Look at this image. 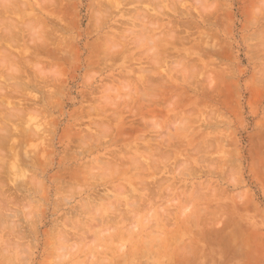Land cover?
Here are the masks:
<instances>
[{
  "label": "rangeland",
  "instance_id": "374dc122",
  "mask_svg": "<svg viewBox=\"0 0 264 264\" xmlns=\"http://www.w3.org/2000/svg\"><path fill=\"white\" fill-rule=\"evenodd\" d=\"M13 1L0 264H264V0Z\"/></svg>",
  "mask_w": 264,
  "mask_h": 264
},
{
  "label": "bare ground",
  "instance_id": "6f19581e",
  "mask_svg": "<svg viewBox=\"0 0 264 264\" xmlns=\"http://www.w3.org/2000/svg\"><path fill=\"white\" fill-rule=\"evenodd\" d=\"M1 1H2V0H1ZM10 1H11V0H10ZM50 1H51V0H49L48 2L50 3ZM67 1H68V0H67ZM67 1H66V2H67ZM103 1H104V0H103ZM105 1H106V0H105ZM121 1H122V0H121ZM127 1H128V0H127ZM182 1H184V0H182ZM194 1H195V0H194ZM196 1H198V0H196ZM196 1H195V2H196ZM199 1H200V0H199ZM205 1H206V0H205ZM5 2H6V1H5ZM13 2H18V1L15 0V1H13ZM20 2H21V1H20ZM23 2H24V1H23ZM68 2H69V1H68ZM214 2H215V1H214ZM0 3H2V2H0ZM6 3H8V1H7ZM43 3H44V2H43ZM57 3H58V2H57ZM69 3H70V2H69ZM198 3H199V2H198ZM201 3H202V2H201ZM2 4H3V3H2ZM23 4H24V3H22V4L20 3V5H22V6H23ZM51 4H53V3H51ZM66 4H67V3H66ZM202 4H203V3H202ZM15 5H16V4H15ZM25 5H26V4H25ZM25 5H24V7H25ZM99 5H100V4H99ZM105 5H107V4L105 3ZM185 5H186V4H185ZM203 5H204V4H203ZM219 5H221V3H220ZM219 5H216V6L219 7ZM2 6H5V7H6L7 5H2ZM47 6H48V5H47ZM47 6H46V8H47ZM70 6H71V4H70ZM101 6H103L102 3H101ZM101 6H100V7H101ZM107 6H108V5H107ZM182 6H183V5H182ZM7 7H8V6H7ZM7 7H6V8H7ZM10 7H11V6H10ZM40 7H41V6H40ZM58 7H59V6H58ZM58 7H57V8H58ZM66 7H67V6H66ZM71 7H72V6H71ZM133 7H134V6H133ZM218 7H217V8H218ZM15 8H16V7H15ZM42 8H43V7H42ZM50 8H51V6H50ZM53 8H54V7H53ZM69 8H70V7H69ZM69 8H68V9H69ZM102 8H103V7H102ZM105 8H106V7H105ZM108 8H109V6H108ZM136 8H137V7H136ZM196 8H197V7H196ZM198 8H199V7H198ZM1 9H2V8H1ZM3 9H4V7H3ZM23 9H24V8H23ZM43 9H44V8H43ZM72 9H73V7H72ZM109 9H110V8H109ZM125 9H126V8H125ZM175 9H177V8H175ZM70 10H71V8H70ZM117 10H118V9H117ZM147 10H148V9H147ZM155 10H157V9H155ZM197 10H199V9H197ZM200 10H201V9H200ZM200 10H199V12H200ZM5 11H6V10H5ZM7 11H8V10H7ZM7 11H6V12H7ZM105 11H106V9H105ZM108 11H109V10H108ZM119 11H120V10H119ZM148 11H149V10H148ZM174 11H177V10H174ZM201 11H202V10H201ZM0 12H1V10H0ZM9 12H10V10H9ZM13 12H14V11H13ZM43 12H44V11H43ZM103 12H104V10H103ZM177 12H178V11H177ZM197 12H198V11H197ZM45 13H46V12H45ZM58 13H59V12H58ZM159 13H160V12H159ZM181 13H184V12H181ZM2 14H3V13H2ZM8 14H9V13H8ZM47 14H48V13H47ZM47 14H46V15H47ZM72 14H73V13H72ZM177 14H178V13H177ZM179 14H180V13H179ZM196 14H197V13H196ZM4 15H5V14H4ZM73 15H75V13H74ZM90 15H91V14H90ZM180 15H181V14H180ZM186 15H187V14H186ZM189 15H190V14H189ZM198 15H199V13H198ZM2 16H3V15H2ZM5 16H6V15H5ZM96 16H97V15H96ZM102 16H103V15H102ZM106 16H107V15H106ZM0 17H1V16H0ZM48 17H49V16H48ZM139 17H141V16L139 15ZM210 17H211V16H210ZM212 17H214V16H212ZM2 18H3V17H2ZM2 18H1V19H2ZM49 18H50V17H49ZM100 18H101V17H100ZM157 18H158V17H157ZM6 19H7V18H6ZM6 19H5V21H6ZM9 19H12V18L9 17V18L7 19V21H8ZM91 19H92V18H91ZM103 19H104V17H103ZM203 19H205V18L203 17ZM203 19H202V20H203ZM13 20H14V18H13ZM51 20H52V18L50 19V21H51ZM94 20H95V19H94ZM156 20H157V19H156ZM7 21H6V22H7ZM54 21H55V20H54ZM92 21H93V20H92ZM158 21H159V20H158ZM210 21H211V20H210ZM210 21H209V22H210ZM8 22H9V21H8ZM11 22H15V23H16V21H11ZM23 22H24V21H23ZM98 22L100 23V20H99ZM146 22H147V21H146ZM212 22H213V21H211V23H212ZM19 23H20V22H19ZM91 23H92V22H91ZM94 23H96V22H94ZM94 23H93V24H94ZM154 23H155V22H154ZM173 23H174V22H173ZM186 23H187V22H185V24H186ZM206 23H207V22H206ZM4 24H6V23H4ZM7 24H8V23H7ZM17 24H18V23H17ZM21 24H22V23H21ZM93 24H91V26H92ZM100 24H101V23H100ZM150 24H151V23H150ZM176 24H177V23H176ZM179 24H180V23H179ZM187 24H188V23H187ZM190 24H191V23H190ZM192 24H195V23H193V21H192ZM208 24H209V23H208ZM10 25H11V24H9V27H10ZM18 25L20 26V24H18ZM22 25L25 26L26 24L23 23ZM30 25H31V24H30ZM171 25H173V24H171ZM14 26H16V25H14ZM89 26H90V25H89ZM96 26H97V25H96ZM119 26H120V25H119ZM155 26H156V25H155ZM175 26H176V25H175ZM177 26H178V25H177ZM20 27H21V26H20ZM28 27H30V26H28ZM37 27H38V26H37ZM117 27H118V26H117ZM168 27H169V26H167V28H168ZM184 27H185V26H184ZM196 27H197V26H196ZM6 28H7V27H6ZM14 28H15V27H14ZM17 28H18V27H16V29H17ZM26 28H27V27H26ZM162 28H163V27H162ZM179 28H181V27H179ZM9 29H10V28H9ZM12 29H13V28H12ZM52 29H54V28H52ZM122 29H123V28H122ZM141 29H142V28H141ZM164 29H165V28H164ZM169 29H170V27H169ZM3 30L5 31L4 28H3ZM6 30H8V29H6ZM10 30H11V29H10ZM22 30H23V28H22ZM30 30H31V29H30ZM32 30H33V28H32ZM50 30H51V29H50ZM176 30H177V29H176ZM176 30H174V31H176ZM11 31H12V30H11ZM11 31H10V32H11ZM46 31H47V30H46ZM48 31H49V29H48ZM51 31H52V30H51ZM122 31H123V30H122ZM122 31H121V32H122ZM171 31H172V30H171ZM186 31H187V30H186ZM5 32H6V31H5ZM7 32H8V31H7ZM55 32H56V31H55ZM59 32H60V31H59ZM121 32H120V33H121ZM130 32H132V31H130ZM167 32H169V31L167 30ZM172 32H173V31H172ZM177 32H178V31H177ZM0 33H1V32H0ZM12 33H14V32H11V35H13ZM31 33H32V31H31ZM52 33H53V31H52ZM117 33H119V32H117ZM178 33H179V32H178ZM33 34H35V33H33ZM40 34H41V33H40ZM166 34L168 35V33H166ZM171 34H172V33H171ZM173 34H174V36H175V33H174V32H173ZM179 34H180V33H179ZM181 34H182V33H181ZM2 35H3V33H2ZM11 35H10V37H11ZM35 35H36V34H35ZM182 35H183V34H182ZM0 36H1V35H0ZM14 36H18V34L15 35V33H14ZM14 36H12V37H14ZM171 36H172V35H171ZM65 37H66V36H65ZM169 37H170V36H169ZM178 37H179V36H178ZM182 37H183V36H182ZM17 38H18V37H16V39H17ZM51 38H53V36H52ZM55 38H57V37H55ZM70 38H71V37H70ZM115 38H116V36H115ZM176 38H177V37H176ZM2 39H3V38H2ZM29 39H30V38H29ZM37 39H38V38H37ZM60 39H61V38H60ZM65 39H66V38H65ZM169 39H170V38H169ZM171 39H172V38H171ZM171 39H170V40H171ZM184 39H185V38H184ZM0 40H1V39H0ZM10 40H11V39H10ZM13 40H14V39H13ZM26 40H27V39H26ZM39 40H40V39H39ZM67 40H68V38H67ZM173 40H174V37H173ZM178 40H179V39H178ZM178 40H177V41H178ZM182 40H183V39H182ZM8 41H9V40H8ZM27 41L29 42V40H27ZM34 41H35V43H37V42H41V40H40V41H36V40H34ZM61 41H62V40H61ZM130 41H131V40H130ZM186 41H187V40H186ZM6 42H7V41H5L4 43L6 44ZM19 42H20V41H19ZM24 42H26V41H24ZM8 43H9V42H8ZM17 43H18V42H17ZM26 43H27V42H26ZM41 43H42V42H41ZM108 43H109V41H108ZM2 44H3V43H2ZM10 44H11V43H10ZM27 44H28V45H27ZM27 44H26V45H27L28 47H30V43H27ZM42 44H43V43H42ZM42 44H40V45H42ZM172 44H173V43H172ZM176 44H177V42H176ZM13 45H14V43H13ZM17 45L20 46L21 44L18 43ZM17 45H16V42H15V46H17ZM26 45H25V46H26ZM35 45H36V44H35ZM43 45H44V44H43ZM89 45H90V44H89ZM117 45H118V44H117ZM0 46H1V45H0ZM7 46H8V45H7ZM31 46H32V45H31ZM36 46H37V45H36ZM51 46H52V45H51ZM53 46H54V45H53ZM2 47H3V46H2ZM4 47H5V46H4ZM4 47H3V49H5ZM12 47L15 48V49L17 48V47H14V46H12ZM32 47H34V46H32ZM39 47H40V46H39ZM39 47H37V48H39ZM55 47H56V46H55ZM87 47H88V45H87ZM112 47H113V46H112ZM114 47H115V46H114ZM0 49H1V48H0ZM29 49H30V48H29ZM39 49H40V48H39ZM42 49H43V47H42ZM111 49H112V48H111ZM165 49H166V48H165ZM1 50H2V49H1ZM32 50H33V49H32ZM36 50H37V49H36ZM43 50H44V49H43ZM4 51H5V50H4ZM6 51H8V50H6ZM6 51H5V52H6ZM9 51H10V50H9ZM15 51H16V50H15ZM15 51H13V52H14V55L17 54V53H15ZM29 51H30V50H29ZM2 52H3V51H2ZM13 52H12V53H13ZM37 52H39V51H37ZM42 52H43V51H42ZM42 52H41V53H42ZM58 52H59V51H58ZM0 53H1V51H0ZM39 53H40V52H39ZM100 53H101V52H100ZM103 53H104V52H103ZM6 54H7V53H6ZM165 54H166V53H165ZM8 55L10 56L11 54H8ZM8 55H7V56H8ZM19 55H20V54H19ZM117 55H119V54H117ZM152 55H153V54H152ZM154 55H155V54H154ZM159 55H160V54H159ZM163 55H164V54H163ZM22 56H23V55H22ZM38 56H39V55H38ZM161 56H162V55H161ZM161 56H160V57H161ZM0 57H1V56H0ZM5 57H6V56H5ZM19 57H21V56H16L15 58H19ZM151 57H153V56H151ZM151 57H150V58H151ZM1 58H2V57H1ZM8 58H9V57H8ZM12 58H13V57H12ZM15 58H13V59H15ZM154 59H155V58H154ZM154 59H153V60H154ZM160 59H161V58H160ZM163 59H164V58H163ZM5 60H6V58H5ZM17 60H18V59H17ZM25 60H26V59H23L24 63H26V62L28 61V60H26V62H25ZM153 60H151V61H153ZM165 60H166V58H165ZM8 61H10V58H9ZM14 61H15V60H14ZM18 61H19V60H18ZM34 61H35V60H34ZM34 61H33V63H34ZM154 61H155V60H154ZM154 61H153L152 63L156 64ZM37 62H40V61H37ZM157 62H158V61H157ZM0 63H2L1 60H0ZM29 63H30V62H29ZM35 63H36V61H35ZM45 63H46V62H45ZM3 64H4V63H2V65H3ZM21 64H22V62H21ZM21 64H20V65H21ZM27 64H28V63H27ZM30 64L32 65V63H30ZM37 64H38V63H37ZM54 64H55V63H54ZM154 64H153V65H154ZM159 64H160V63H158V65H159ZM194 64H196V63H194ZM7 65H8V64H7ZM33 65H34V64H33ZM38 65H39V64H38ZM41 65H42V64H41ZM43 65H44V64H43ZM47 65H48V64H47ZM50 65H51V64H50ZM169 65H170V64H169ZM3 66H4V65H3ZM18 66H19V65H18ZM28 66H29V64H28ZM48 66H49V65H48ZM6 67H7V66H6ZM13 67H14V66H12V67L10 68V66H9V68H6L8 71L6 70L5 72H9V69H11L12 72H14V73H18L17 70H16L17 72H15V69H16L17 67L14 68V69H12ZM23 67H24V66H23ZM33 67H34V66H33ZM35 67H37V66L35 65ZM41 67H42V66H40V68H41ZM31 68H32V66H31ZM17 69H18V68H17ZM36 69H37V68H36ZM36 69H35V71H36ZM38 70H39V69H38ZM5 72L3 71V73H5ZM5 74H6V73H5ZM5 74H2V76L5 75ZM7 74H8V73H7ZM13 75H14V74H13ZM16 75L18 76V74H15L13 77H15ZM8 76H9V81H10V82L13 81L14 79H16V78H13V77H12L13 80L10 79V76H12V73H11V75H8ZM5 77H6V76H5ZM21 78H22V77H21ZM46 78H47V77H46ZM46 78H45V79H46ZM148 78H149V77H148ZM6 79H7V77L5 78V80H6ZM17 79H18V78H17ZM19 79H20V76H19ZM30 79H31V78L28 77L27 80L29 81V83H28V81H27L26 83L30 84ZM45 79H43V81H44ZM52 79H53V78H52ZM150 79H152V78H150ZM153 79H156V78H153ZM157 79H159V77H157ZM3 80H4V79H3ZM7 80H8V79H7ZM21 80H22V79H21ZM46 80H47V79H46ZM53 80H54V79H53ZM4 82H5V81H4ZM7 82H8V81H7ZM10 82H9V84H7L6 82H5L4 84H6V85L9 86V85H10ZM14 82H15V80H14ZM16 82H17V81H16ZM23 82H24V80H23ZM33 82H34V81H33ZM35 82H37V81H35ZM46 82H47V81H46ZM50 82H51V79H50ZM149 82H150V80H149ZM149 82H147V83L149 84ZM151 82H152V81H151ZM161 82H162V81H161ZM1 83H2V81H1ZM11 83H12V82H11ZM17 83H18V82H17ZM48 83H49V82H48ZM51 83H52V82H51ZM152 83H153V85H155V84L158 83V82H156V80H155V84H154V81H153ZM4 84H3V86H4ZM43 84H44V83H43ZM136 84H137V83H136ZM0 85H1V84H0ZM14 85H15V84H14ZM21 85H22V84H20V86H21ZM36 85H37V84H36ZM39 85H40V84H39ZM3 86H2V87H3ZM20 86H18V87H20ZM37 86H38V85H37ZM44 86H45V85H44ZM47 86H48V85H47ZM53 86H55V85H53ZM12 87L14 88V90H16V88H15L14 86H12ZM18 87H17V90H18ZM21 87H22V86H21ZM40 87H41V86H40ZM151 87H152V85H151ZM156 87H157V86H156ZM0 88H1V87H0ZM9 88H11V87L9 86ZM22 88H23V87H22ZM42 88L44 89L45 87H42ZM50 88H52V87H50ZM1 89H3V88H1ZM23 89H24V88H23ZM23 89H22V90H23ZM46 89H47V88H46ZM52 89H53V88H52ZM52 89H51V90H52ZM6 90H7V88H6ZM14 90L11 88L10 91H14ZM44 90H45V89H44ZM146 90H148V89H146ZM20 91H21V90H20ZM47 91H49V90L47 89ZM47 91H46V93H47ZM138 91H139V90H138ZM152 91H153V90H152ZM0 92H2V91L0 90ZM24 92H25V91H24ZM28 92H29V91H28ZM44 92H45V91H44ZM44 92H43V93H44ZM54 92H55V91H54ZM139 92H140V91H139ZM139 92H138V93H139ZM10 93H11V92H10ZM16 93L19 94L20 92L16 91ZM48 93H49V92H48ZM141 93H142V92H141ZM4 94H5V92H4ZM11 94H12V93H11ZM20 94H21V93H20ZM20 94H19V95H20ZM26 94H27V93H26ZM51 94H52V93H50L49 95H51ZM147 94H148V93H147ZM151 94H152V92H151ZM2 95H3V93H2ZM9 95H10V94H8V92H7V96H9ZM14 95H15V94H14ZM16 95H17V94H16ZM29 95H31V93H30ZM22 96H26V95H22ZM46 96H48V95H46ZM46 96H45V98L47 99ZM142 96H143V94H142ZM142 96H141V97H142ZM1 97H2V96H1ZM1 97H0V98H1ZM12 97H13V96H12ZM12 97L10 96V98H12ZM15 97H16V96H15ZM15 97H14V98H15ZM26 97H27V96H26ZM36 97H37V96H36ZM143 97H144V96H143ZM6 98H7V97H6ZM8 98H9V97H8ZM28 98H29V96H28ZM32 98H33V97H31L30 99H32ZM39 98H40V97H39ZM48 98H49V97H48ZM46 99H45V100H46ZM5 100H6V99H5ZM19 100H20V99H19ZM16 102H17V101H16ZM41 102H42V101H41ZM5 104H6V102H5ZM10 104H11V103H10ZM11 105H12V104H11ZM16 107H17V106H16ZM52 107H53V106H52ZM135 107H136V106H135ZM142 107H143V106H142ZM13 108L16 109L14 106H13ZM13 108H12V109H13ZM143 108H144V107H143ZM92 109H93V108H92ZM39 110H41V109L39 108ZM43 110H44V108H43ZM133 110H134V109H133ZM135 110H136V108H135ZM11 111H12V110H11ZM14 111L16 112L17 110H14ZM14 111H12V112L15 113ZM12 112H11V113H12ZM41 112H42V110H41ZM43 112H44V111H43ZM132 112H134V111H132ZM13 113H12V114H13ZM113 114H114V116L116 117L115 113H113ZM14 115H16V114H14ZM11 116H12V115H11ZM145 116H146V115H145ZM150 117H151V116H150ZM152 117H153V116H152ZM11 118H12V117H11ZM8 119H9V121H10V117H9ZM13 119H14V118H13ZM152 119H153V118H152ZM152 119H149L148 121H150V120H152ZM93 120H94V119H93ZM141 120H142V119H141ZM102 121H103V120H102ZM157 122H158V121H157ZM90 123H91V122H89V124H90ZM102 123H103V122H102ZM151 123H152V122H151ZM9 124H10V123H9ZM96 124H97V123H96ZM141 124H142V123H141ZM144 124H145V122H144ZM156 124H157V123H156ZM156 124H153V125L156 126ZM92 125H93V123H91V126H92ZM12 126H13V125H12ZM12 126H11V127H12ZM95 126H96V128L99 127V126H97V125H95ZM136 126H137V125H136ZM100 127H101V126H100ZM104 127H105V126H104ZM104 127H103V128H104ZM94 129H95V128H94ZM104 129H106V128H104ZM106 130H107V129H106ZM15 131H16V130H15ZM19 131H20V130H19ZM86 131H87V130H86ZM11 132H12V131H11ZM83 132H84V130H83ZM101 132H103V131H100V133H101ZM8 133H9V132H8ZM23 134H24V133H23ZM94 134H95V133H94ZM96 134H97V133H96ZM9 135H10V134H9ZM13 135H14V134H13ZM85 135H86V133H85ZM39 136H40V135H39ZM47 136H48V134H47ZM86 136H87V135H86ZM88 136H89V135H88ZM96 136H98V135H96ZM3 137H4V136H3ZM12 137H13V136H12ZM49 137H50V136H49ZM51 137H52V136H51ZM99 137H100V136H99ZM124 137H125V136H124ZM139 137H140V136H139ZM84 138H85V137H84ZM5 139H6V137H5ZM50 139H51V138H50ZM82 139H83V138H82ZM94 139H95V138H94ZM96 139H99V138L97 137ZM138 139H140V138H138ZM8 140H9V139H8ZM85 140H86V138H85ZM45 141H46V140H45ZM78 141H79V140H78ZM87 141H88V140H87ZM14 142H16V141H14ZM158 142H159V141H158ZM9 143H10V142H9ZM49 143H50V142H49ZM78 143H80V142H78ZM85 143H86V142H85ZM162 143H163V142H162ZM42 144H43V142H42ZM50 144H51V143H50ZM149 144H150V143H149ZM163 144H164V143H163ZM47 145H48V144H47ZM84 145H85V147H86V144H84ZM140 146H142V145H140ZM150 146H151V145H150ZM156 146H157V145H156ZM49 147H50V146H49ZM153 147H154V146H153ZM47 148H48V146H47ZM47 148H46V149H47ZM137 148H139V147H137ZM157 148H158V147H157ZM159 148H160V147H159ZM9 149H10V148H9ZM48 149H50V148H48ZM144 149H145V148H144ZM51 150H52V148H51ZM122 150H123V149H122ZM11 151H12V150H11ZM143 151H144V150H143ZM111 152H112V151H111ZM124 152H125V151H124ZM158 152H159V151H158ZM45 153H46V152H44L43 154H45ZM117 153H118V152H117ZM125 153H126V152H125ZM159 153H160V152H159ZM163 153H166V154H167V152H164V151H163ZM168 153H169V152H168ZM50 154H51V153H50ZM126 154H127V153H126ZM123 155H124V154H123ZM143 155H144V154H143ZM168 155H169V154H168ZM15 156H16V155H15ZM44 156H45V155H44ZM46 156H47V155H46ZM110 156H111V155H110ZM146 156H147V155H146ZM146 156L144 155V157H146ZM159 156H160V155H159ZM113 157H114V156H113ZM148 157H149V155H148ZM148 157H147V158H148ZM152 157H156V154H155V156H152ZM42 158H43V157H42ZM124 158H125V157H124ZM129 158L131 159V157H129ZM158 158H160V157H158ZM162 158H163V157H162ZM103 159H104V158H103ZM114 159L116 160L117 158H114ZM120 159H121V158H120ZM122 159H123V158H122ZM155 159H156V158H154V160H155ZM32 160H33V159H32ZM45 160H46V159H45ZM62 160H63V159H62ZM99 160H100V159H99ZM107 160H108V159H107ZM125 160H126V158H125ZM125 160H124V161H125ZM133 160H134V159H133ZM133 160H132V161H133ZM152 160H153V159H152ZM111 161H112V160H111ZM111 161H107V162H111ZM122 161H123V160H121V162H119V163H120V164L123 163ZM134 161H135V160H134ZM140 161H141V160H140ZM142 161H143V160H142ZM36 162H37V161H36ZM36 162H35V163H36ZM41 162H42V161H41ZM44 162H45V161H44ZM156 162H157V160H156ZM103 163H104V162H103ZM103 163H102V165H104ZM111 163H112V162H111ZM113 163H114V162H113ZM125 163H127V161H125ZM139 163H140V162H139ZM154 163H155V161L151 162L150 164L152 165V164H154ZM36 164H37V163H36ZM44 164H45V163H44ZM106 164H110V163H106ZM120 164H119V165H120ZM141 164H142V162H141ZM141 164H140V165H141ZM147 164H149V163H146V165H147ZM150 164H149V165H150ZM122 165H124V164H121L120 166H122ZM157 165H159V164L157 163ZM110 166H111V165H110ZM115 166H117V165H115ZM142 166H143V165H142ZM147 166H148V165H147ZM152 166H153V165H152ZM79 167H80V166H79ZM84 167H85V166H84ZM85 168H86V167H85ZM109 168H110V167H109V165H108V169H109ZM120 168H121V167H120ZM124 168H125V165H124ZM141 168H142V167H141ZM150 168H151V167L149 166V169H150ZM152 168H153V167H152ZM155 168H156V167H155ZM155 168H153V169H155ZM65 169H66V168H65ZM69 169H70V168H69ZM71 169H72V168H71ZM100 169H102V168H100ZM121 169H123V168H121ZM137 169H138V167H137ZM149 169H147V172L149 171ZM102 170H103V169H102ZM105 170H106V169H105ZM114 170H116L115 167H114ZM117 170H118V169H117ZM142 170L144 171V170H146V169L143 168ZM2 171H3V170H2ZM103 171H104V170H103ZM108 171H109V170H108ZM118 171L121 172V170H118ZM143 171H141V172H143ZM154 171H155V170H154ZM154 171H153V172H154ZM156 171H157V170H156ZM113 172H115V171H113ZM141 172H140V173H141ZM115 173H117V171H116ZM127 173H128V172H127ZM1 174H2V173H1ZM102 174H104V172H103ZM105 174H106V173H105ZM135 174H136V173H135ZM141 174H142V173H141ZM106 175H107V174H106ZM113 175H115V174H113ZM139 175H140V174H139ZM32 176H33V175H32ZM30 177H31V174H30ZM113 177H114V176H113ZM31 178H32V177H31ZM31 178H29V179L31 180ZM36 178H37V177H36ZM54 179H56V178H54ZM54 179H53V180H54ZM33 180H34V179H32V181H33ZM36 180H37V179H36ZM36 180H35V181H36ZM36 182H37V181H36ZM40 182L42 183V180H40ZM143 182H144V180H143ZM0 183H1V181H0ZM31 183H32V182H31ZM33 183H35V182L33 181ZM62 183H63V182H62ZM140 183H141V182H140ZM151 183H152V182H151ZM153 183H155V182H153ZM37 184H38V183H36V185H37ZM66 184H67V182H66ZM137 184H138V183H137ZM147 184H148V183H147ZM0 185H1V184H0ZM2 185H3V182H2ZM28 185H29V183H28ZM28 185H27V186H28ZM34 185H35V184H34ZM143 185H145V183H144ZM27 186H26V188H27ZM30 186H31V185H30ZM54 186H55V185H54ZM61 186H62V185H61ZM61 186H60V187H61ZM68 186H69V185H68ZM140 186H141V185H140ZM145 186H147V185H145ZM1 187H2V186H1ZM3 187H4V186H3ZM35 187H36V186H35ZM42 187H43V186H42ZM42 187H41V188H42ZM28 188H29V187H28ZM31 188H32V187H31ZM37 188L40 189V187H38V185H37ZM37 188H35V189H37ZM43 188H45V187H43ZM54 188H55V187H54ZM35 189H34V190H35ZM120 189H121V188H119V190H118V189H117V190L120 192ZM127 189H128V188H127ZM136 189H137V188H136ZM142 189H144V188H142ZM142 189H141V190H142ZM2 190H3V189H2ZM14 190H15V189H14ZM42 190H43V189H42ZM129 190H130V189H128L127 191L129 192ZM138 190H139V189H138ZM5 191H6V193H7V190H5ZM5 191L3 190L2 192L5 193ZM31 191H32V190H31ZM35 191H36V190H35ZM127 191H126V192H127ZM2 192H0V193H2ZM39 192H40V191H39ZM45 192H46V191H45ZM45 192H44V193H45ZM3 193H2V194H3ZM13 193H14V192H13ZM36 193H37V192H36ZM2 194H1V195H2ZM40 194H41V193H40ZM130 194L132 195L131 192H130ZM130 194H129V195H130ZM10 195H11V194H10ZM41 195H42V194H41ZM44 195H45V194H44ZM44 195H43V196H44ZM97 195H98V194H97ZM131 195H130V196H131ZM8 196H9V195H8ZM24 196H25V195H24ZM149 196H150V194H149ZM13 197H14V196H13ZM17 197H18V196H17ZM21 197H22V196H21ZM21 197H20V198H21ZM26 197H27V195H26ZM95 197H97V196H95ZM132 197H133V195H132ZM20 198H19V199H20ZM42 198H43V197H42ZM135 198H136V197H135ZM14 199H15V198H14ZM23 199H24V198H23ZM102 199H103V198H102ZM10 200H13V199H10ZM21 200H22V198H21ZM57 200H58V199H57ZM88 200H89V198H88ZM134 200H135V199H134ZM150 200H151V199H150ZM3 201H4V199H3ZM27 201H28V200H27ZM142 201H143V200H142ZM7 202H8V201H7ZM7 202H6V203H7ZM9 202H10V201H9ZM15 202H16V200H15ZM15 202H14V203H15ZM33 202H35V201H33ZM58 202H59V201H58ZM149 202H150V201H149ZM149 202H148V203H149ZM10 203H11V202H10ZM55 203H56V202H55ZM112 203H113V202H112ZM117 203H118V202H117ZM153 203H154V202H153ZM4 204H5V203L3 202V206L6 205V204H5V205H4ZM128 204H129V203H128ZM141 204H142V203H141ZM1 205H2V202H1ZM14 205H15V204H14ZM16 205H17V204H16ZM57 205H58V204H56V206H57ZM117 205H118V204H117ZM130 205H131V204H129V206H130ZM133 205H134V207H135V208H134V211H135L136 208H138V207L135 206V203H134ZM136 205H137V204H136ZM138 205H139V204H138ZM147 205H148V204H147ZM3 206H2V208H3ZM17 206H18V205H17ZM54 206H55V204H54ZM90 206H91V205H90ZM109 206H110V205H109ZM77 207H78V206H77ZM111 207H112V204H111ZM118 207H119V206H118ZM0 208H1V207H0ZM6 208H7V207H6ZM113 208H117V206H115V207H113ZM75 209H76V208H75ZM78 209H79V207H78ZM85 209H86V208H85ZM110 209H111V208H110ZM86 210H87V209H86ZM118 210H119V209H118ZM11 211H12V210H11ZM122 211H123V210L120 209V212H119V213H121ZM132 211H133V210H132ZM124 212H125V211H124ZM130 212H131V211H130ZM130 212H129V213H130ZM135 212H136V211H135ZM70 213H72V212H70ZM83 213H84V212H83ZM131 213L133 214L134 212H131ZM131 213H130V214H131ZM72 214H73V213H72ZM114 214H115V213H114ZM121 214H123V212H122ZM132 214H131V215H132ZM70 215H71V214H70ZM115 215H116V214H115ZM115 215H114V216H115ZM114 216H113V217H114ZM122 216H124V215H122ZM133 216H134V215H133ZM63 217H64V216H63ZM71 217H73V216L71 215ZM113 217H112V220L115 218V217H114V218H113ZM130 217H131V216H130ZM64 218H65V217H64ZM73 218H74V217H73ZM125 218H127L126 214H125ZM74 219H75V218H74ZM123 219H124V217H123ZM70 220H71V219H70ZM79 221H80V220H79ZM108 221H110V219H109ZM113 221H114V220H113ZM65 222H66V221H65ZM65 222H64V223H65ZM67 222H68V221H67ZM74 222H76V221H74ZM118 222H119V221H118ZM83 223H84V222H83ZM112 223H113L112 221H111V223L109 222V226H110V224H112ZM66 224H67V223H66ZM66 224H65V225H66ZM101 224H102V223H101ZM16 226H17V225H16ZM75 226H76V225H75ZM80 226H81V225H80ZM111 226H112V225H111ZM69 227H70V225H69ZM76 227H79V225L76 226ZM71 228H72V227H71ZM73 228H74V227H73ZM78 229H79V228H77V230H78ZM80 229H81V231H83V228H80ZM96 230H97V229H95V231H96ZM97 231H98V230H97ZM14 232H16V231H13V234H14ZM11 233H12V228H11ZM17 233H18V231H17ZM92 235H93V233H92ZM13 236H14V235H13ZM17 236H18V235H17ZM19 236H20V235H19ZM17 238H18V237H17ZM17 238H16V239H17ZM136 258H137V257H136ZM133 259H134V258H133Z\"/></svg>",
  "mask_w": 264,
  "mask_h": 264
}]
</instances>
